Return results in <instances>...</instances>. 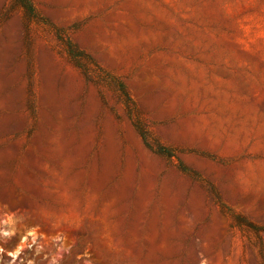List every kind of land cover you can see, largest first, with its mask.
<instances>
[{"label":"rangeland","instance_id":"374dc122","mask_svg":"<svg viewBox=\"0 0 264 264\" xmlns=\"http://www.w3.org/2000/svg\"><path fill=\"white\" fill-rule=\"evenodd\" d=\"M0 264H264V0H0Z\"/></svg>","mask_w":264,"mask_h":264}]
</instances>
